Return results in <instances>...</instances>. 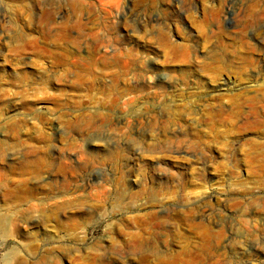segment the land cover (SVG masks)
Returning <instances> with one entry per match:
<instances>
[{
    "label": "rangeland",
    "instance_id": "374dc122",
    "mask_svg": "<svg viewBox=\"0 0 264 264\" xmlns=\"http://www.w3.org/2000/svg\"><path fill=\"white\" fill-rule=\"evenodd\" d=\"M0 217V264H264V0H0Z\"/></svg>",
    "mask_w": 264,
    "mask_h": 264
},
{
    "label": "bare ground",
    "instance_id": "6f19581e",
    "mask_svg": "<svg viewBox=\"0 0 264 264\" xmlns=\"http://www.w3.org/2000/svg\"><path fill=\"white\" fill-rule=\"evenodd\" d=\"M148 76V75H147ZM3 142V141H2ZM39 173H41L40 171H39ZM37 174V173H36ZM37 176H39V174L37 175ZM40 177V176H39ZM6 222H7V218H3V217H0V230L2 231L3 230V226H5V224H6ZM140 240L138 239V238H133V240H131V242H133V243H138Z\"/></svg>",
    "mask_w": 264,
    "mask_h": 264
}]
</instances>
